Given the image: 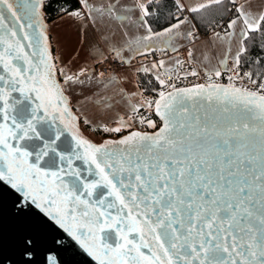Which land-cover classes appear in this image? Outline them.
I'll list each match as a JSON object with an SVG mask.
<instances>
[{"label": "snow or ice", "instance_id": "1", "mask_svg": "<svg viewBox=\"0 0 264 264\" xmlns=\"http://www.w3.org/2000/svg\"><path fill=\"white\" fill-rule=\"evenodd\" d=\"M76 3L54 10L81 25L78 44L88 47L59 64L53 0H0V198L66 234L52 236L46 264H64L59 252L74 246L96 264H264V73L239 71L245 41L264 34V11L239 0H171L168 25L154 31L166 0H133L131 10L121 0ZM212 6L235 13L223 35L201 15ZM116 25L119 41L103 30ZM185 46L206 82L177 87L180 73L159 60L135 68L159 86L154 97L122 87L136 56ZM113 62L124 69L97 70ZM225 72L228 83L217 82ZM199 75L193 68L183 78ZM108 92L124 113L109 115ZM20 245L32 257L36 240Z\"/></svg>", "mask_w": 264, "mask_h": 264}, {"label": "crops", "instance_id": "2", "mask_svg": "<svg viewBox=\"0 0 264 264\" xmlns=\"http://www.w3.org/2000/svg\"><path fill=\"white\" fill-rule=\"evenodd\" d=\"M96 2L100 3L101 0H96ZM103 2L107 3L109 2V0H103ZM183 2L187 3L188 0H183ZM132 3H133V0H121V4L128 6L129 10H131ZM239 3L245 4L246 8L250 9L254 13H259L261 11H264V0H239ZM184 15H190V14L187 11H185ZM135 16H139L138 11L134 13V17ZM49 26H50V37H51L53 52H54V55L59 56V64L67 63L69 58L73 57V53L75 51L79 50L80 48L88 47L87 42H85L84 44H78V39L80 38L81 32H82V27L80 24L76 23L72 19H69L67 17H65L64 19H61L60 17H57L53 19L52 21H50ZM103 30L108 31V32H114L115 40L119 41L121 39L122 32L118 25L113 26L111 29L104 28ZM129 34L130 36H138L144 33H143V30L135 31L134 29H129ZM221 34L223 35V33ZM203 39H204V35L202 34V40ZM179 43L183 44L184 41H180ZM198 44H200V42H198ZM203 47L204 45H201V48ZM206 47L209 50V54L211 56L214 57L217 55L218 49L213 48V46L210 43L207 44ZM187 52H188V46H185V47L180 48L178 53H173L170 50H168L167 52L163 50H158V51H155L154 53H150L144 56H136L131 61V67L126 68V69L122 68L124 70L121 72V75L128 77V81H129L128 83L122 84V87H124L128 92L136 91L137 88L135 86L139 84L137 81V74L135 73V68L139 67L140 65L150 66L153 62H157L159 60L165 61V69H167L168 67H173L176 71L180 73L181 77L184 76L185 71H190L193 68L197 69L200 72V75L196 78L192 76H188L187 78L192 77L194 79V82L193 83L189 82V84L206 82L207 76L205 75L200 65L195 62L192 64H189L187 62L188 61ZM148 55H153V57L148 58ZM195 56L197 57L200 56V50H198L195 53ZM81 59H83V54L81 55ZM175 59H180L184 61V63L187 62L189 66L187 68L184 67V64H183V67L176 66L174 64ZM213 63H215V61H213ZM107 64L108 63L97 66V70L104 71V66ZM161 71H164V69H161ZM227 74L229 73L225 72L217 82H223V81L228 82V80H225L226 79L225 75ZM168 79L169 80L172 79L171 74H169ZM139 89L142 90L140 86H139ZM107 95L112 97V103L115 105L114 110L110 112L109 115H114L117 112L124 113L126 111L124 103H117V101L121 99L119 95H114L112 92H108ZM146 97L150 98V96H146ZM91 111L95 112V109L93 108ZM141 111L144 112L145 110L142 109ZM145 130H150V129H145Z\"/></svg>", "mask_w": 264, "mask_h": 264}, {"label": "water", "instance_id": "3", "mask_svg": "<svg viewBox=\"0 0 264 264\" xmlns=\"http://www.w3.org/2000/svg\"><path fill=\"white\" fill-rule=\"evenodd\" d=\"M50 43L52 48L51 40ZM191 85L193 84L181 87H189ZM86 134L88 133L86 132ZM91 138L96 140L92 136ZM112 138L119 137L113 136ZM13 207L12 197L5 193L0 198V264H10V262L12 264H29V261L30 264H46V256L49 250L55 251V246L51 244L52 236L58 235L67 239L66 234H63L61 231L52 232L38 227L35 215L33 214L37 213L38 210L33 208L32 213L19 215ZM26 237L36 240L33 255L30 258L21 255L22 248L20 241ZM58 256L64 264H96L91 257L76 246H74V250L59 252Z\"/></svg>", "mask_w": 264, "mask_h": 264}, {"label": "trees", "instance_id": "4", "mask_svg": "<svg viewBox=\"0 0 264 264\" xmlns=\"http://www.w3.org/2000/svg\"><path fill=\"white\" fill-rule=\"evenodd\" d=\"M61 6L67 7L69 8V10L79 7V5L76 3V0H53L52 6H50V8L48 9L49 22L59 17L54 9ZM230 7L232 6L230 5ZM170 11L174 12V8L171 5V0H166L165 7L161 9L160 21H150L154 31H158L162 27H166L168 25L169 18L167 14ZM201 15L204 21L208 23L215 22V25H217L215 27V30L219 31L218 25L221 24L222 28L225 29L228 20L232 18L235 13L224 12L223 9L212 6L211 8L206 9ZM174 21V19L171 20L172 23ZM197 26L201 27L199 23H197ZM262 29H264V25H262ZM206 32L207 29L201 27V33L204 35ZM250 37V40L245 41V45L248 48V53L245 57H242L241 68L239 69V71L241 74L248 71H252L254 73H264V50H262V47H264V34H262L261 32L251 33ZM254 78L256 77L254 76ZM137 81L142 91H144V95L152 97L156 95V92H153L152 88L158 89L159 86L156 84L151 75H145L143 73L137 74ZM149 81H152V83L149 84ZM152 118L158 119L154 114L152 115ZM85 130L87 131V129Z\"/></svg>", "mask_w": 264, "mask_h": 264}, {"label": "built area", "instance_id": "5", "mask_svg": "<svg viewBox=\"0 0 264 264\" xmlns=\"http://www.w3.org/2000/svg\"><path fill=\"white\" fill-rule=\"evenodd\" d=\"M153 57V55H148V58H152ZM189 66V64L186 62V63H184V67L185 68H187ZM109 68H120V69H122V68H124V65H122V64H117V63H110V64H107V65H105L104 66V71H106V70H108ZM229 74H227V75H225V78L227 79V76H228ZM204 78V77H203ZM191 78H186V79H184V78H182L181 80H179V81H177V87H181V86H186V85H189V82H191ZM187 82V83H186ZM193 83V82H192ZM152 96H150V98H151ZM154 97V96H153ZM145 112V114L146 115H148V112H146V111H144ZM152 117V116H151Z\"/></svg>", "mask_w": 264, "mask_h": 264}, {"label": "rangeland", "instance_id": "6", "mask_svg": "<svg viewBox=\"0 0 264 264\" xmlns=\"http://www.w3.org/2000/svg\"><path fill=\"white\" fill-rule=\"evenodd\" d=\"M218 29H219V31L221 32V33H223V29L224 28H222V26H221V24H219L218 25ZM183 78V77H182ZM192 80H191V82H194V79L192 78V77H190ZM194 78H196V77H194ZM225 80H227V79H225ZM187 83V82H186ZM245 86H248V87H251V85L250 84H247L246 82H245ZM86 131V130H85ZM87 132V131H86ZM88 133V132H87ZM89 135H91L93 138H95L97 141L99 140V136H96V135H94V134H92V133H88Z\"/></svg>", "mask_w": 264, "mask_h": 264}]
</instances>
